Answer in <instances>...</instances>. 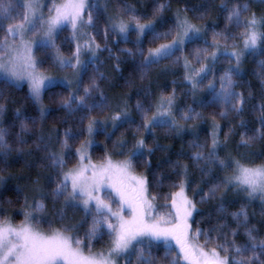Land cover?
Listing matches in <instances>:
<instances>
[{"label":"snow or ice","instance_id":"obj_1","mask_svg":"<svg viewBox=\"0 0 264 264\" xmlns=\"http://www.w3.org/2000/svg\"><path fill=\"white\" fill-rule=\"evenodd\" d=\"M115 4L0 0V173L19 164L31 192L20 204L18 224L0 201V264H264V235L248 211L258 200L264 217V160L256 163L264 152L252 149L264 142V59L251 73L259 81L258 101L242 68L246 58L264 52V14L250 11L264 0H221L216 11L224 28L218 31L213 23L211 42L209 26L187 15L203 20L210 0L178 8L169 18L164 13L170 0H151L150 12L143 2L139 9L130 0ZM66 31L67 56L57 43ZM101 38L103 44L97 42ZM145 41L155 46L145 52ZM119 43L132 47L119 49ZM104 52L116 72L128 58L138 60L133 69L141 81L154 70L171 74V91L154 96L149 79L137 88L134 105L131 94H124L113 106L102 87L115 86L102 70ZM46 64L71 75H46ZM24 83V101L6 121V93ZM123 83L136 86L132 78ZM45 94L62 115L44 106ZM178 95L191 102L178 104ZM208 109L211 123L201 140ZM249 112L256 113L255 121L245 118ZM48 120L61 128L46 130ZM160 130L181 140L179 151L161 144ZM98 135L104 151L94 161ZM157 153L164 155L153 167ZM193 171L198 181L191 179ZM6 182L0 176V188ZM21 191L17 184L16 202ZM230 192L243 198L229 200ZM210 200L216 207L199 212L197 205ZM76 214L80 219L72 222Z\"/></svg>","mask_w":264,"mask_h":264},{"label":"trees","instance_id":"obj_2","mask_svg":"<svg viewBox=\"0 0 264 264\" xmlns=\"http://www.w3.org/2000/svg\"><path fill=\"white\" fill-rule=\"evenodd\" d=\"M130 2L135 3L139 9L141 3H147L148 4V8L147 11L150 12L151 11V0H130ZM111 6L114 8L116 6L115 4V0H110ZM202 3V0H170V8L169 10H167L164 13V17L165 18H169L172 17L173 14L175 13V11L179 8V9H183L185 7V5H187L189 8L191 7H195L198 6ZM221 3V0H210V5H211V10L208 13V15L205 16V18L203 20H198V19H194L193 15L191 12H188L187 15L189 17V19L197 24L198 26L201 25H207L209 26V31H208V39L209 42H211V26L213 25V23L215 22V24L218 26L217 30H222L224 28V17L223 15L219 14L216 9L219 7ZM250 11H254L257 14V17H259L260 15L264 14V5H259V4H254ZM69 34L68 32H64L61 34L60 40L57 42L60 47H61V51L63 52L64 55H69V48L71 47V45L65 41V38L68 37ZM98 43L103 44V40L102 38L99 39L97 41ZM162 42V41H161ZM155 45H151L149 44L147 41H145L144 43V49L145 52L147 51V49L149 47H154ZM132 47V45L129 44H124V43H119L117 44V48L119 49H125V48H130ZM189 51H191V48L189 49ZM51 55V53H50ZM102 59L105 60V64L104 67L102 68V70L106 73L107 77H108V81L115 85L114 87H109L108 83H102V87L105 90L106 95L109 97L110 102L113 104V106H115L117 103L122 102L123 98H124V94H131V99L129 100L130 105H134L135 104V93L137 88L139 87H143L144 85H146L149 81V79L151 80V88L153 91L154 96L159 95L161 89L164 90L165 94H167L168 92L171 91V81L174 79V77L171 74L168 75H160L159 74V70H154L152 73H150L149 77L146 78L144 81H141L139 79L138 73H136L133 69V64L138 62V60H134L133 58H128V60L124 63L121 64L120 67V72H116L113 70V62L111 60L108 59V53L104 52L101 56ZM264 59V52H261L258 55H255L254 57H248L244 60L243 62V66H244V72L247 73V75H245V80H249L251 81L253 87H254V101H258L259 99V95H260V89H259V81L251 75V73L253 72V70L256 67V62L259 60ZM164 63H168V62H164ZM47 64L44 66L45 71L47 70ZM218 67H226V65H218ZM48 71V70H47ZM89 75H91V72H89ZM132 78L135 81V87L133 88H128L124 85L123 80L124 78ZM179 83V81H178ZM239 90V89H238ZM28 89L25 86H22L21 89H16V90H12L10 89L7 93L6 96L8 98V102H7V106H8V112L5 114L6 116V121L8 118L11 117L12 115V110L15 109L16 107H18L20 105L21 102L24 101V97L27 93ZM66 94V93H65ZM200 96H204L205 93L201 92L199 94ZM245 95H247V91L245 90ZM0 102H4V101H0ZM190 100H185V98L181 95H178V99H177V103L180 105L186 104V103H190ZM43 104L46 108L51 109L53 112H59V104L57 103H53L52 101L49 100V97L47 94L44 95L43 97ZM27 107V105H26ZM28 111L31 112V114L36 115V112L31 108L28 107ZM212 109H208L207 111H205L204 113V118H205V122L204 124L201 126V140L204 139V130L207 129L208 125L211 123V120L208 116V113L211 112ZM217 111H219V109H217ZM60 115H62V112H59ZM98 119H102L103 116L102 115H98L97 116ZM245 118L249 121H255L256 119V113H246ZM229 119H232L231 117ZM219 123L221 125H225L228 123V121L225 120H219ZM68 125L65 124L63 125V127H67ZM45 129H52V128H61V125L58 122H53L52 120H48L45 121L44 124ZM225 131H227V129L225 128ZM239 131V130H238ZM131 133L132 130L129 129L128 132L125 133V135L130 139L131 138ZM120 133H117V136H119ZM158 137L160 138V142L161 144L164 145H172V152H177L180 150L181 147V140L179 138L173 139L170 135H166L164 133L163 130H160L157 132ZM103 136L102 135H98L96 137V146H95V150L92 152V158L94 161H99L103 155V145L101 144V141H103ZM113 139H116V137H113ZM189 139L188 135L185 134L184 137V146L185 149L187 150V140ZM221 139H223V134H221ZM239 140V135L237 134L234 138L232 147H235V141ZM109 149H111V142H109ZM252 149L257 152V154H259L260 152H264V142H257L255 144L252 145ZM223 155V153H221ZM164 154L163 153H157L156 156L152 157V165L153 167H155V162L156 159L159 157H162ZM11 160H15L17 159L16 154L13 153L12 156L10 157ZM261 160H264V157H260L258 159H256V163H260ZM74 163V161H73ZM71 166V165H69ZM143 170V166L141 165L140 167L137 168V171H142ZM38 171V169H32V175L34 176L35 173ZM164 171H168L167 168L164 169ZM0 176H3L6 178L7 182L5 184V186L3 188H0V201H3V209L6 211V214L12 217L13 223L17 224L22 220V215L19 214V208H20V204L23 201L24 195L28 194L31 195V192L29 190L30 186L28 184V180L29 177L28 175L25 173V170L20 168L19 164L14 165L12 168H9L7 170H5L4 172L0 173ZM175 178V177H173ZM191 179L194 181H198L200 179L199 174L196 173L195 171H193V175L191 176ZM17 184H19L22 188L23 191L19 192V200L20 202H16L17 199V192H16V186ZM165 191H167V186L164 189ZM190 196L192 194L191 189H189V193ZM227 199L229 200H240L242 199V195L241 196H235L233 193H228ZM11 199L13 201L12 205H9L7 203V200ZM196 200H199V196L196 197ZM158 203H163V201H159ZM259 204V201H255L253 203V205L251 207H249L248 211L249 213H255L254 215H250V219L252 221V223L256 224L257 228L259 229L260 233L262 235H264V217H262L260 215L259 212V208L256 207V205ZM217 205V201H208L207 203H203V204H198L197 208L198 211L201 213H207L209 209H214ZM239 204H235L233 206V208H230L229 210H234L235 208H238ZM72 222H75L77 220L80 219L79 214H76L75 216H72ZM229 220H231V217H229ZM243 234L241 233V236L238 237V240H242ZM106 244V240L105 242H98L95 245L94 250H99L101 247H104Z\"/></svg>","mask_w":264,"mask_h":264},{"label":"rangeland","instance_id":"obj_3","mask_svg":"<svg viewBox=\"0 0 264 264\" xmlns=\"http://www.w3.org/2000/svg\"><path fill=\"white\" fill-rule=\"evenodd\" d=\"M112 7V6H111ZM68 32V31H67ZM69 34V32H68ZM130 39L131 40H134L135 39V34L133 33L131 36H130ZM48 66V65H47ZM47 70L45 71V74L46 75H52V76H56V77H63V76H66V75H71L70 72H66V71H62L60 70L58 67H46ZM242 68L244 70V66L242 65ZM22 86H25L27 89H28V86L26 83H24ZM18 224V223H17Z\"/></svg>","mask_w":264,"mask_h":264}]
</instances>
